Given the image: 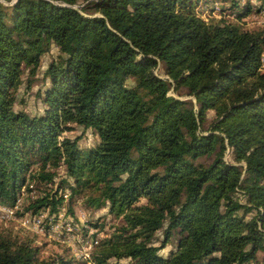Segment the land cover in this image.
Segmentation results:
<instances>
[{
	"label": "trees",
	"instance_id": "1",
	"mask_svg": "<svg viewBox=\"0 0 264 264\" xmlns=\"http://www.w3.org/2000/svg\"><path fill=\"white\" fill-rule=\"evenodd\" d=\"M10 1L0 0V204L13 205L27 182L52 183L64 165L73 191L94 190L87 202L123 220L95 264L256 262L264 254V33L204 21L195 0H94L98 15L74 8L77 0ZM252 7L246 0L238 17ZM52 43L62 57L46 68L43 113L14 110L24 69L30 87ZM158 63L170 81L154 74ZM171 87L194 102L168 95ZM210 109L217 120L204 132ZM72 125L91 128L99 143L83 152L78 137L61 136ZM226 148L238 164L223 160ZM213 153L208 165L195 163ZM57 194L27 207L53 213ZM174 235L177 249L163 258ZM0 264L74 262L0 242Z\"/></svg>",
	"mask_w": 264,
	"mask_h": 264
},
{
	"label": "rangeland",
	"instance_id": "2",
	"mask_svg": "<svg viewBox=\"0 0 264 264\" xmlns=\"http://www.w3.org/2000/svg\"><path fill=\"white\" fill-rule=\"evenodd\" d=\"M94 0H77L72 6L78 9L83 14H95L91 2ZM238 5L235 6L234 2ZM10 2H3L4 5H11ZM194 12L204 21H229L233 22L244 29L262 31L264 33V5L258 0H250L253 5L249 14L239 18L242 14V6L246 0H195ZM54 3H58L54 1ZM62 57L58 46L51 44L49 50L40 58V65L37 74L34 77L30 87H27L26 78L27 70L24 69L21 79L22 82L15 90V101L13 104L14 110H22L29 115H40L43 113L46 105L42 100L43 91L49 86V79L45 74L46 68L51 61H57ZM261 71L264 72V50L261 56ZM154 74L170 81L165 74L163 66L158 63L153 69ZM128 86L135 85L133 78L126 81ZM168 95L174 96L183 100L194 99L187 94L184 87L178 91L171 87ZM216 113L213 109L207 110L206 121L203 124L204 132L210 131L211 126L216 122ZM62 137L75 138L78 137V147L86 152L95 147L100 138L98 134L91 128H84L79 125H72V129L63 132ZM215 157V153L209 156H203L197 159L196 164L208 165ZM222 158L227 163L238 164L235 162L232 152L226 148L222 154ZM39 165L35 164L32 168L36 169ZM56 175L52 183L43 185L34 182H27L23 187L13 205L0 204V242H8L12 246L19 244H28L38 249V257L51 258L61 256L65 259H70L74 264H87L83 259L82 252L88 242L97 240L92 253L98 251L100 244L105 238L110 237L115 233L119 226L123 224L121 216H117L109 212L107 204L95 206L87 202L89 196H95L94 190L80 189L73 191L70 186H74L73 180L66 174L64 165H60L55 169ZM58 190L57 196H62V203L53 213L48 208L40 209L39 212L33 213L32 209L27 206L38 196L47 191ZM241 201H245V197L240 193L236 195ZM146 203L145 198H141L137 204ZM12 210V213L8 212ZM241 212V211H240ZM43 215L40 227L34 225V218ZM254 215V211L248 213L245 219L248 220ZM49 218H52L51 220ZM58 220L62 223L69 222L71 230L62 229L60 232L53 231L50 223H56ZM52 221V222H51ZM177 235L171 237L170 241L158 251V254L163 258L177 249ZM163 240V227L154 234V244L160 245ZM263 252L257 253V261L246 264H261ZM116 259L110 258L109 262L113 263ZM121 264H131L129 258H121L118 260ZM93 264L95 262L93 261Z\"/></svg>",
	"mask_w": 264,
	"mask_h": 264
},
{
	"label": "built area",
	"instance_id": "3",
	"mask_svg": "<svg viewBox=\"0 0 264 264\" xmlns=\"http://www.w3.org/2000/svg\"><path fill=\"white\" fill-rule=\"evenodd\" d=\"M8 212L12 213V210L8 209ZM42 216L43 215L40 214L39 216H36L34 218L33 222H34V225L36 227H40V225L42 223V218H41ZM49 219L51 220L52 218H49ZM50 225H51L50 228L53 231H57V232H60L62 229H65L66 231L71 230V225L69 222L62 223V222H60V220H58L56 223H50ZM95 244H97V240H95L93 242H88L83 249L82 257H83V259H85L87 261V264H93L91 251H92Z\"/></svg>",
	"mask_w": 264,
	"mask_h": 264
},
{
	"label": "water",
	"instance_id": "4",
	"mask_svg": "<svg viewBox=\"0 0 264 264\" xmlns=\"http://www.w3.org/2000/svg\"><path fill=\"white\" fill-rule=\"evenodd\" d=\"M14 1V0H13Z\"/></svg>",
	"mask_w": 264,
	"mask_h": 264
}]
</instances>
